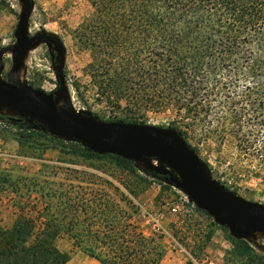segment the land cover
I'll return each mask as SVG.
<instances>
[{
    "label": "rangeland",
    "instance_id": "1",
    "mask_svg": "<svg viewBox=\"0 0 264 264\" xmlns=\"http://www.w3.org/2000/svg\"><path fill=\"white\" fill-rule=\"evenodd\" d=\"M31 5L28 37L44 34L57 39L61 56L56 59L53 46L40 40L19 51L14 31L22 2L0 0L1 80L53 93L57 105L98 121L183 129V119L170 107L136 110L122 102L120 108H113L98 94L86 70L92 62V30H80L94 15L88 0H31ZM56 64L64 79L61 90ZM3 118L26 121L14 111L0 109L1 229H9L20 216L36 219L43 208L45 218L53 216L65 223L75 210L77 222L72 223L76 226L71 234L81 237V248L73 245L67 230L59 232L54 245L68 256L66 264H99L82 250L92 248V239L85 236L92 234V218L101 222L128 216L139 233L160 245L162 264H222L224 253L231 249L228 230L196 211L189 197L166 177L152 175L155 160L130 164V173L113 157L79 156L72 145L87 149L83 144L39 128L41 138L23 140L21 145L16 139L23 138L22 129ZM215 138L203 141L188 136L184 141L206 179L244 200L264 204V162L245 156L232 141ZM56 141L70 150L60 149ZM244 241L264 255L263 234Z\"/></svg>",
    "mask_w": 264,
    "mask_h": 264
},
{
    "label": "trees",
    "instance_id": "2",
    "mask_svg": "<svg viewBox=\"0 0 264 264\" xmlns=\"http://www.w3.org/2000/svg\"><path fill=\"white\" fill-rule=\"evenodd\" d=\"M88 1L94 15L80 26L92 30L86 70L107 104L170 107L183 119V129L173 130L184 141L229 140L264 162V0ZM3 119L22 129L18 144L42 136L36 122ZM72 146L79 156L113 157L133 172L131 161ZM44 210L36 219L20 216L9 229L0 228V264H66L68 256L54 245L62 230L81 248V237L71 234L75 210L65 223L45 218ZM110 219L92 218V234L85 235L92 248H82L87 256L99 264H162L160 245L139 233L128 216ZM226 240L231 249L222 264H264V255L244 240L227 234Z\"/></svg>",
    "mask_w": 264,
    "mask_h": 264
},
{
    "label": "water",
    "instance_id": "3",
    "mask_svg": "<svg viewBox=\"0 0 264 264\" xmlns=\"http://www.w3.org/2000/svg\"><path fill=\"white\" fill-rule=\"evenodd\" d=\"M22 2L18 25L14 31L16 46L24 51L34 42L50 43L56 59L61 56L57 39L44 34L28 37L27 23L31 0ZM58 90L64 79L56 64ZM0 109L16 112L27 122H36L42 130L58 138L81 143L91 153L114 155L121 159L144 163L155 160L152 171L166 177L168 183L186 194L193 205L225 227L236 240L252 235H264V204L244 200L234 193L209 182L200 162L173 129L144 124L104 122L57 105L53 93L32 88L14 81L0 80Z\"/></svg>",
    "mask_w": 264,
    "mask_h": 264
},
{
    "label": "built area",
    "instance_id": "4",
    "mask_svg": "<svg viewBox=\"0 0 264 264\" xmlns=\"http://www.w3.org/2000/svg\"><path fill=\"white\" fill-rule=\"evenodd\" d=\"M132 163H134L133 161H131Z\"/></svg>",
    "mask_w": 264,
    "mask_h": 264
},
{
    "label": "bare ground",
    "instance_id": "5",
    "mask_svg": "<svg viewBox=\"0 0 264 264\" xmlns=\"http://www.w3.org/2000/svg\"><path fill=\"white\" fill-rule=\"evenodd\" d=\"M1 80V79H0Z\"/></svg>",
    "mask_w": 264,
    "mask_h": 264
}]
</instances>
